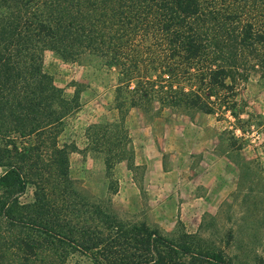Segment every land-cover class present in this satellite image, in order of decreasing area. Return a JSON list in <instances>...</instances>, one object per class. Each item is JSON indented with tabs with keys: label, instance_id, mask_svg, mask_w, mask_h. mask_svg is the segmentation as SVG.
<instances>
[{
	"label": "rangeland",
	"instance_id": "374dc122",
	"mask_svg": "<svg viewBox=\"0 0 264 264\" xmlns=\"http://www.w3.org/2000/svg\"><path fill=\"white\" fill-rule=\"evenodd\" d=\"M206 1L195 24L204 33L203 52L191 72L223 66L229 88L212 87L180 66L172 84L198 92L211 112L163 104L159 95L141 97L155 76L149 65L159 63L158 43L128 47V57L141 50L139 73L129 83L140 77L134 92L120 83V66L109 56L64 58L44 49L42 71L69 103L56 140L68 150L71 189L124 224L143 222L174 242L189 239L201 252L221 251L232 264H264V43L235 39L248 22L264 28V7L251 8L252 0ZM9 139L17 147L29 144L11 134L0 136V145L10 148ZM108 150L113 157L106 169ZM34 190L28 184L18 200L33 202ZM59 255L61 264H95L68 246ZM181 259L209 264L204 257Z\"/></svg>",
	"mask_w": 264,
	"mask_h": 264
},
{
	"label": "trees",
	"instance_id": "16d2710c",
	"mask_svg": "<svg viewBox=\"0 0 264 264\" xmlns=\"http://www.w3.org/2000/svg\"><path fill=\"white\" fill-rule=\"evenodd\" d=\"M203 2L0 0V136L14 134L29 142L17 147L9 139L10 148L0 145V264H61L59 254L66 246L89 255L95 264H199L183 261L185 255L204 257L209 264H232L221 251L201 252L189 239L174 242L143 222L124 224L71 189L68 150L58 145L55 132L69 103L42 71L44 49L64 58L100 53L120 66V83L134 92L140 77L134 78V86L129 83L139 73L141 50L128 57V47L152 41L160 46L159 63L149 65L155 76L141 97L159 95L163 104L209 113L212 107L198 92L172 84L178 66L193 76L203 52L204 33L195 27ZM249 6L264 7V0H252ZM254 25L248 22L240 28L238 45L264 43V28ZM193 77L229 88L223 66L205 67ZM92 139L98 143L96 136ZM108 152L106 169L113 157ZM28 184L35 187L33 202L22 204L18 196ZM14 230L35 233L8 235Z\"/></svg>",
	"mask_w": 264,
	"mask_h": 264
}]
</instances>
